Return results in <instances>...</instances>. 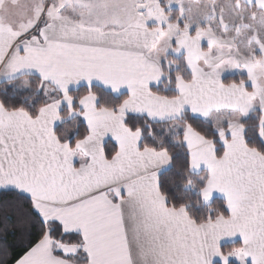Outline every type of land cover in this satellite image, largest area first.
Instances as JSON below:
<instances>
[{
    "label": "snow or ice",
    "instance_id": "obj_1",
    "mask_svg": "<svg viewBox=\"0 0 264 264\" xmlns=\"http://www.w3.org/2000/svg\"><path fill=\"white\" fill-rule=\"evenodd\" d=\"M0 192L14 264H264V0H0Z\"/></svg>",
    "mask_w": 264,
    "mask_h": 264
},
{
    "label": "trees",
    "instance_id": "obj_2",
    "mask_svg": "<svg viewBox=\"0 0 264 264\" xmlns=\"http://www.w3.org/2000/svg\"><path fill=\"white\" fill-rule=\"evenodd\" d=\"M171 151L176 159L173 167L162 174L161 181L165 190L176 193L178 185L182 182L180 173L183 168V150L171 149ZM14 200L11 193L0 192V264H14L15 258L23 251L27 242V232L36 231L27 225L18 224V215L13 206ZM219 203L220 201L217 200L216 204Z\"/></svg>",
    "mask_w": 264,
    "mask_h": 264
}]
</instances>
